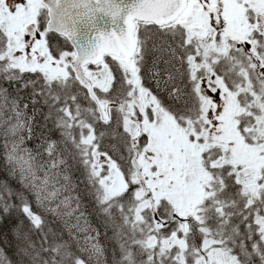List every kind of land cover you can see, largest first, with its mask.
I'll return each instance as SVG.
<instances>
[{
    "label": "snow or ice",
    "instance_id": "1",
    "mask_svg": "<svg viewBox=\"0 0 264 264\" xmlns=\"http://www.w3.org/2000/svg\"><path fill=\"white\" fill-rule=\"evenodd\" d=\"M0 264H264V0H0Z\"/></svg>",
    "mask_w": 264,
    "mask_h": 264
},
{
    "label": "trees",
    "instance_id": "2",
    "mask_svg": "<svg viewBox=\"0 0 264 264\" xmlns=\"http://www.w3.org/2000/svg\"><path fill=\"white\" fill-rule=\"evenodd\" d=\"M85 203L87 204L88 202H87V201H85Z\"/></svg>",
    "mask_w": 264,
    "mask_h": 264
}]
</instances>
